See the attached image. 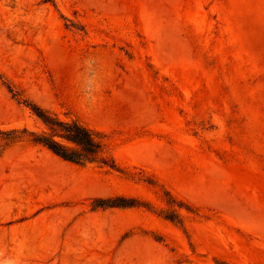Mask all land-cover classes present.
Returning a JSON list of instances; mask_svg holds the SVG:
<instances>
[{"label":"rangeland","instance_id":"rangeland-1","mask_svg":"<svg viewBox=\"0 0 264 264\" xmlns=\"http://www.w3.org/2000/svg\"><path fill=\"white\" fill-rule=\"evenodd\" d=\"M0 264H264V0H0Z\"/></svg>","mask_w":264,"mask_h":264},{"label":"trees","instance_id":"trees-1","mask_svg":"<svg viewBox=\"0 0 264 264\" xmlns=\"http://www.w3.org/2000/svg\"><path fill=\"white\" fill-rule=\"evenodd\" d=\"M34 114L46 127L40 134L31 132V141L44 146L60 159L82 165L99 162L112 170L118 166L104 151V141L99 132L91 130L77 120L62 121L35 104H27ZM138 205L134 200L112 198L96 202L97 207H132Z\"/></svg>","mask_w":264,"mask_h":264}]
</instances>
